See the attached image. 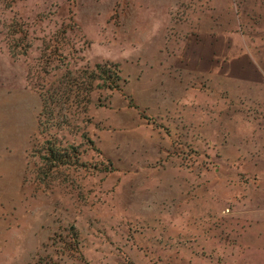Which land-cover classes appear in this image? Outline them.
Returning <instances> with one entry per match:
<instances>
[{
  "label": "rangeland",
  "instance_id": "rangeland-1",
  "mask_svg": "<svg viewBox=\"0 0 264 264\" xmlns=\"http://www.w3.org/2000/svg\"><path fill=\"white\" fill-rule=\"evenodd\" d=\"M263 2L0 0V264H237V105L213 90L222 22L236 42ZM97 64L118 90L43 113Z\"/></svg>",
  "mask_w": 264,
  "mask_h": 264
},
{
  "label": "crops",
  "instance_id": "crops-1",
  "mask_svg": "<svg viewBox=\"0 0 264 264\" xmlns=\"http://www.w3.org/2000/svg\"><path fill=\"white\" fill-rule=\"evenodd\" d=\"M147 7L152 10L157 5L150 2ZM258 9L261 15L252 28L235 33L236 42L229 43V26L222 22L221 53H228L227 65L220 69V82L213 90L226 103L224 110H232L231 102L237 105L238 144L223 149L236 155L229 163L233 177L228 183L238 191L226 198L236 203L234 209L222 215V227L232 226L238 234L237 264H264V2ZM209 20L205 17V22Z\"/></svg>",
  "mask_w": 264,
  "mask_h": 264
},
{
  "label": "trees",
  "instance_id": "trees-1",
  "mask_svg": "<svg viewBox=\"0 0 264 264\" xmlns=\"http://www.w3.org/2000/svg\"><path fill=\"white\" fill-rule=\"evenodd\" d=\"M98 77L101 79H98ZM97 80H101L102 84L100 86H103L108 90H118L119 86L116 84V82L119 80L117 67L110 64H97L92 71L88 73L87 71H84L83 74H80L78 79H73V83L64 87L65 89H63L60 94L57 93V97L54 101V107L52 109H49L51 105L48 103V100L44 99L43 97V113L45 114V112L48 110L49 115H53L54 108L57 106L60 99L64 103H70L73 101L72 99L77 96L79 97L78 99H80L83 111L86 112L87 106L90 102L89 96L92 91H94V83ZM66 151L67 150L64 152ZM59 152L60 151L56 148V145L51 143L50 146L46 148L48 157L45 160L54 164H70L71 156ZM73 158H75V156ZM51 167H53V165H51Z\"/></svg>",
  "mask_w": 264,
  "mask_h": 264
}]
</instances>
